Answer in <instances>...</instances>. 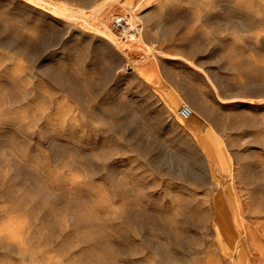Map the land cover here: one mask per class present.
I'll use <instances>...</instances> for the list:
<instances>
[{"label":"rangeland","instance_id":"rangeland-1","mask_svg":"<svg viewBox=\"0 0 264 264\" xmlns=\"http://www.w3.org/2000/svg\"><path fill=\"white\" fill-rule=\"evenodd\" d=\"M263 230L264 0H0V264H264Z\"/></svg>","mask_w":264,"mask_h":264},{"label":"bare ground","instance_id":"bare-ground-1","mask_svg":"<svg viewBox=\"0 0 264 264\" xmlns=\"http://www.w3.org/2000/svg\"><path fill=\"white\" fill-rule=\"evenodd\" d=\"M68 15V14H67ZM135 15V14H134ZM119 18V17H118ZM123 20H124V18H122ZM133 19V18H132ZM132 19H130V20H132ZM118 20V19H117ZM120 20V19H119ZM122 20V21H123ZM132 22V21H131ZM124 23V22H123ZM127 23V22H126ZM125 23V24H126ZM133 23V22H132ZM132 23H130V25H131V27H132ZM127 24H129V23H127ZM117 25V24H116ZM89 26V25H88ZM97 27V26H96ZM106 27V26H105ZM129 27V26H128ZM135 28V27H134ZM136 28H137V26H136ZM129 29H131V28H129ZM134 30V29H133ZM136 30V29H135ZM137 31V30H136ZM135 31V32H136ZM105 33V32H104ZM136 33H138V35L140 34L139 32H136ZM111 34V33H110ZM109 34V35H110ZM137 35V34H136ZM131 37H132V39H135L136 38V36L132 33L131 34ZM141 40V39H140ZM142 44V43H141ZM135 46V45H134ZM146 55V54H145ZM253 76V75H252ZM254 78V77H253ZM249 79H251V81H252V78H249ZM250 81V80H249ZM249 81H247L246 80V82L248 83ZM245 82V81H244ZM243 82V83H244ZM231 83V82H230ZM251 83V82H250ZM246 84V83H245ZM249 84V83H248ZM231 85V84H230ZM239 86V85H238ZM247 86V85H246ZM94 152H95V150H94ZM93 153V152H92ZM94 154V153H93ZM97 156H98V154H97V151H96V153H95ZM89 155V154H88ZM73 157H75V155H72ZM77 156V155H76ZM92 156V155H91ZM96 156V157H97ZM92 157H95L94 155L92 156ZM91 158V157H90ZM75 159H76V157H75ZM92 160V159H91ZM68 165H73V166H75V165H77V161H68V163H67ZM94 174L96 173V172H93ZM132 192H133V190L132 189H125V188H121L120 190H118L117 192H116V194L117 195H119V196H125L127 199L125 200V202H124V204L121 206V207H119V209L117 210L118 211V213L120 214V216H122V218H124L125 220H126V222H127V228L129 229V230H131V231H136V230H138L137 228V226L136 225H133L134 224V222L133 223H131L132 222V220H130V219H132L133 217H135V216H133L132 217V215H140L142 218L144 217V215H145V213L148 211V209L147 208H144V207H142L141 209H139V210H135V208H134V204H135V201L131 198V194H132ZM199 201V200H198ZM195 202V201H194ZM192 203V202H191ZM199 204V203H198ZM186 205V204H185ZM191 205H193V203L191 204ZM195 205H197V204H195ZM195 205H194V207L192 208V206H191V208L192 209H194L195 208ZM178 206V205H177ZM187 206V205H186ZM188 206H190V205H188ZM182 207H183V204H182ZM252 207V206H251ZM250 207V208H251ZM179 208V207H178ZM178 208H176V209H178ZM249 208V209H250ZM137 209V208H136ZM192 209H190V210H192ZM237 209V208H236ZM174 210V209H173ZM185 210V209H184ZM183 209H178V210H174V212L176 213V212H178L179 214L181 213V214H183V216L188 220V222H189V225H187V228H189V229H192V228H196V227H198V226H196V223L197 222H199V223H201V222H205L206 220V218H204L205 217V214L204 213H202L201 211H198L197 210V213L195 214V212H196V210L194 209V214L196 215H193L192 213H191V215L189 214V213H187L186 215H185V213H186V211H184ZM49 212H50V210H48ZM243 211V210H242ZM247 211V210H246ZM250 211V210H249ZM259 212L261 213L262 211H260L259 210ZM258 212V213H259ZM51 213V212H50ZM219 213V212H218ZM259 213V214H260ZM147 215V214H146ZM178 215V214H177ZM217 216V215H216ZM216 216H215V220L217 219L216 218ZM195 217V218H194ZM259 218V217H258ZM152 219V218H151ZM152 222L154 221V220H151ZM258 222H260V221H258ZM198 223V224H199ZM261 223V222H260ZM214 224H218V223H216V221H214ZM139 226V225H138ZM145 226V224L143 223V224H141V227L140 228H143ZM176 225H174V227H175ZM231 226V224H229L228 225V227H230ZM170 227V226H169ZM214 227H216V226H214ZM219 227V226H218ZM178 228V227H177ZM181 228H183V227H181ZM204 228L206 229L207 228V226H206V224L204 225ZM217 228V227H216ZM185 229V228H184ZM188 229V230H189ZM219 229V228H218ZM217 229V230H218ZM220 229H221V227H220ZM264 231V230H263ZM175 232H176V230H175ZM107 238L109 239L110 238V236L108 237L107 236ZM112 239V238H111ZM178 240V239H177ZM196 239H195V236H194V238L193 237H189V241L191 242V243H194V241H195ZM163 258H164V255H163Z\"/></svg>","mask_w":264,"mask_h":264},{"label":"built area","instance_id":"built-area-1","mask_svg":"<svg viewBox=\"0 0 264 264\" xmlns=\"http://www.w3.org/2000/svg\"><path fill=\"white\" fill-rule=\"evenodd\" d=\"M178 112H179V115L182 116L183 118H189V117H191L193 115L194 110L189 104L184 103L180 107Z\"/></svg>","mask_w":264,"mask_h":264}]
</instances>
